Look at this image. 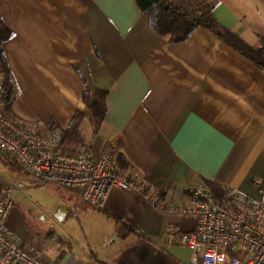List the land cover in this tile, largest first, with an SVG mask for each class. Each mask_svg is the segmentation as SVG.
Listing matches in <instances>:
<instances>
[{
  "label": "crops",
  "instance_id": "0c3cea01",
  "mask_svg": "<svg viewBox=\"0 0 264 264\" xmlns=\"http://www.w3.org/2000/svg\"><path fill=\"white\" fill-rule=\"evenodd\" d=\"M173 1L199 14L195 2ZM0 12L13 31L3 48L9 113L19 124L65 130L64 151H111L123 172L167 203L188 204L194 185L260 197L264 69L212 30L174 42L136 0H0ZM214 14L262 45L264 0H219ZM87 92L106 102L99 123ZM25 178L0 151V186ZM43 186L46 199L31 186L14 194L8 225L54 264H191L179 235L196 228L195 215L163 213L131 190L115 188L97 208L57 184Z\"/></svg>",
  "mask_w": 264,
  "mask_h": 264
},
{
  "label": "built area",
  "instance_id": "2783aa9c",
  "mask_svg": "<svg viewBox=\"0 0 264 264\" xmlns=\"http://www.w3.org/2000/svg\"><path fill=\"white\" fill-rule=\"evenodd\" d=\"M5 80L0 71V151L20 164L28 183L18 180L0 186V264H54L8 225L14 194L27 185L47 183L64 187L97 208L104 207L112 190L119 188L143 195L163 213L195 215L196 228L179 235L192 252L191 264H264V188L254 198L229 185L220 195L194 185L188 189V204L167 203L145 190L136 174L123 172L111 151L101 155L91 148L64 151L63 129L19 124L7 109ZM254 182L260 185L261 178Z\"/></svg>",
  "mask_w": 264,
  "mask_h": 264
},
{
  "label": "trees",
  "instance_id": "16d2710c",
  "mask_svg": "<svg viewBox=\"0 0 264 264\" xmlns=\"http://www.w3.org/2000/svg\"><path fill=\"white\" fill-rule=\"evenodd\" d=\"M142 12L147 13L153 27L162 34H171V39L174 42H182L187 40L195 29L205 27L212 30L220 39L226 42L233 49L243 54L257 66L264 69V38L262 45L254 47L245 41L239 34L226 28L220 24L215 17L214 10L219 3V0H189L197 4L199 14L191 15L179 9L173 0H136ZM13 36V31L4 21L0 12V71L5 73V89L7 92L6 105L9 111L12 86L10 83L11 70L8 66L7 58L3 48L4 43ZM89 108L92 111L93 117L99 123L107 113L106 102L102 96L97 93L91 99L89 92L84 95ZM50 128H54L50 125ZM66 140L65 130H63L62 144ZM118 167V157L112 154ZM120 168V167H119ZM209 188L216 194L222 193V188L215 184H210Z\"/></svg>",
  "mask_w": 264,
  "mask_h": 264
},
{
  "label": "rangeland",
  "instance_id": "374dc122",
  "mask_svg": "<svg viewBox=\"0 0 264 264\" xmlns=\"http://www.w3.org/2000/svg\"><path fill=\"white\" fill-rule=\"evenodd\" d=\"M22 181H25L26 183H28V181H27V175H26V178L25 179H22ZM29 186L27 185V187H26L25 190H27L28 188H30ZM41 186H43V185H36V186H31V187H37L38 188V194L42 198L46 199L47 196H49L48 194H50L49 188L48 187H45V186H43V187H41Z\"/></svg>",
  "mask_w": 264,
  "mask_h": 264
}]
</instances>
